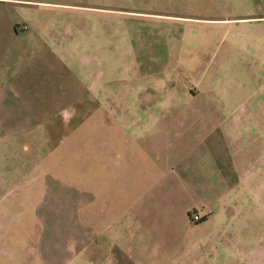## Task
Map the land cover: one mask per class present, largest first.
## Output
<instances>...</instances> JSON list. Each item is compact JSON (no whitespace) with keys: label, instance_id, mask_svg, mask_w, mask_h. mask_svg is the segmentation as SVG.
Instances as JSON below:
<instances>
[{"label":"crops","instance_id":"obj_1","mask_svg":"<svg viewBox=\"0 0 264 264\" xmlns=\"http://www.w3.org/2000/svg\"><path fill=\"white\" fill-rule=\"evenodd\" d=\"M26 1L0 5L14 12ZM17 24L13 16L18 39L52 41L18 56L48 70L0 62V264L240 261L248 242L235 236L253 227L255 213L240 201L255 177L248 151L255 137L264 146V112L238 110L244 88L205 97L218 88L216 73L197 87L174 68L138 59L123 65L135 74L117 82L103 69L95 75L83 49L85 79L75 83L55 47L70 36ZM13 215L22 219L15 235Z\"/></svg>","mask_w":264,"mask_h":264},{"label":"rangeland","instance_id":"obj_2","mask_svg":"<svg viewBox=\"0 0 264 264\" xmlns=\"http://www.w3.org/2000/svg\"><path fill=\"white\" fill-rule=\"evenodd\" d=\"M11 7H16L14 12L0 5V52L9 50L10 54L0 55V62L10 63L13 69L22 63L20 69L48 70L45 63L43 67L38 62L31 64L29 57L28 67L26 58L23 62L18 56L24 49L49 48L52 41L43 40V46L33 39L16 38L10 30L11 18L16 16V26L28 32L35 29L53 37L59 31L70 36L55 47L66 53L60 54V59L72 70L68 74L72 82L85 79V74L79 73L85 57L79 51L83 49L85 54L92 53L95 75L103 69L105 76L116 81L124 79L125 73L135 74L124 71L123 65L135 66L137 59L174 68L172 75L182 74L197 87H201L199 81L211 83L209 79L216 73L218 88L209 89L205 97L213 91L216 96L223 94L225 85H240L244 93L238 110L252 104L253 110L264 112V0H28ZM37 18L40 21L32 23ZM44 57L52 63L57 56ZM36 58L42 62V56ZM256 139L254 150L248 151V169L255 177L248 184L247 195L240 198L255 212L254 224L235 236V242H243L242 237L248 242L245 250L239 248L244 254L236 264H264V178L259 179L264 174V166H259L264 162V146L260 151ZM12 217L10 234L15 235L22 219ZM33 217L31 211L24 220ZM31 222L30 227L34 225Z\"/></svg>","mask_w":264,"mask_h":264},{"label":"built area","instance_id":"obj_3","mask_svg":"<svg viewBox=\"0 0 264 264\" xmlns=\"http://www.w3.org/2000/svg\"><path fill=\"white\" fill-rule=\"evenodd\" d=\"M191 219L194 220V221H198L201 219V216L199 214H191Z\"/></svg>","mask_w":264,"mask_h":264}]
</instances>
